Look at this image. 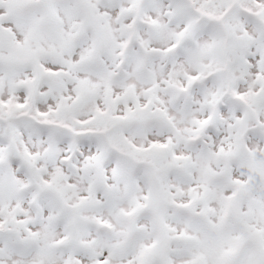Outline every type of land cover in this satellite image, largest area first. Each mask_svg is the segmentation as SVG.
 I'll list each match as a JSON object with an SVG mask.
<instances>
[{
  "label": "snow or ice",
  "instance_id": "snow-or-ice-1",
  "mask_svg": "<svg viewBox=\"0 0 264 264\" xmlns=\"http://www.w3.org/2000/svg\"><path fill=\"white\" fill-rule=\"evenodd\" d=\"M0 264H264V0H0Z\"/></svg>",
  "mask_w": 264,
  "mask_h": 264
}]
</instances>
